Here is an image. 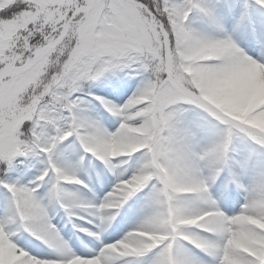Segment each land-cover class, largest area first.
<instances>
[{
	"label": "snow or ice",
	"instance_id": "6c2138e0",
	"mask_svg": "<svg viewBox=\"0 0 264 264\" xmlns=\"http://www.w3.org/2000/svg\"><path fill=\"white\" fill-rule=\"evenodd\" d=\"M0 264H264V0H0Z\"/></svg>",
	"mask_w": 264,
	"mask_h": 264
}]
</instances>
